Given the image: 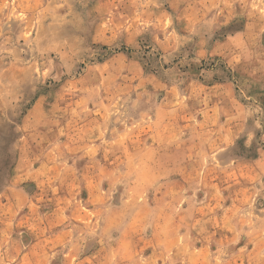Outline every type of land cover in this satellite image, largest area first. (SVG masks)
Here are the masks:
<instances>
[{
	"label": "rangeland",
	"instance_id": "rangeland-1",
	"mask_svg": "<svg viewBox=\"0 0 264 264\" xmlns=\"http://www.w3.org/2000/svg\"><path fill=\"white\" fill-rule=\"evenodd\" d=\"M0 230V264H264V0H0Z\"/></svg>",
	"mask_w": 264,
	"mask_h": 264
},
{
	"label": "crops",
	"instance_id": "crops-1",
	"mask_svg": "<svg viewBox=\"0 0 264 264\" xmlns=\"http://www.w3.org/2000/svg\"><path fill=\"white\" fill-rule=\"evenodd\" d=\"M6 230H7V231L9 230V226H6V227H5V231H6ZM0 233H2L1 230H0Z\"/></svg>",
	"mask_w": 264,
	"mask_h": 264
}]
</instances>
